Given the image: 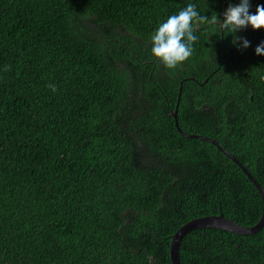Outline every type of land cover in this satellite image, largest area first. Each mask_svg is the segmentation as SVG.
<instances>
[{"label":"trees","instance_id":"1","mask_svg":"<svg viewBox=\"0 0 264 264\" xmlns=\"http://www.w3.org/2000/svg\"><path fill=\"white\" fill-rule=\"evenodd\" d=\"M188 3L223 19L239 0H0V264H172L194 219L260 222L248 175L172 112L264 188V29L241 50L197 22L168 69L151 35ZM180 256L264 264V227L193 230Z\"/></svg>","mask_w":264,"mask_h":264},{"label":"clouds","instance_id":"2","mask_svg":"<svg viewBox=\"0 0 264 264\" xmlns=\"http://www.w3.org/2000/svg\"><path fill=\"white\" fill-rule=\"evenodd\" d=\"M251 0H239L237 4H230L223 13V19L213 12L209 18L201 14L197 5L188 3L177 14H173L162 21L151 35V55L168 69H174L187 61L194 52V45L199 37L195 34V24L211 26L216 32L224 36H233V45L238 49L246 50L251 42L237 35L247 29H264V4L257 5L252 12ZM257 56H264V42L255 49ZM56 91L54 85H49Z\"/></svg>","mask_w":264,"mask_h":264},{"label":"water","instance_id":"3","mask_svg":"<svg viewBox=\"0 0 264 264\" xmlns=\"http://www.w3.org/2000/svg\"><path fill=\"white\" fill-rule=\"evenodd\" d=\"M194 80V79H193ZM181 95V92H180ZM179 95V99H180ZM178 110L177 107L173 112L172 115L175 118L176 126L178 130L187 138H195L200 139L205 142L211 143L212 145L216 146L219 150H221L224 154H226L228 157H230L233 161H235L248 175L249 179L253 182V184L257 187V189L260 191L263 203H264V188L258 183V181L252 176V174L247 170V168L244 167V165L237 160V158L232 155L230 152H228L220 143L214 139L200 136V135H189L185 132H183L179 126L178 121ZM264 227V207H263V216L260 220V222L253 226V227H243L232 220L227 219L223 214L219 216H208V217H202L194 219L187 224H185L181 229L177 231L172 237V243L170 248V256L172 260V264H182L181 262V256H180V247L183 239L186 235H188L191 231L197 230V229H205V228H213L218 230H225L234 234L238 235H253L260 231Z\"/></svg>","mask_w":264,"mask_h":264}]
</instances>
